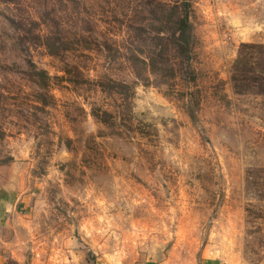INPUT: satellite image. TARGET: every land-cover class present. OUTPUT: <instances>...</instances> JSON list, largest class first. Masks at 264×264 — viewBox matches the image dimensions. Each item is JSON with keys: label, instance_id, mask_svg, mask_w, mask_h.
Masks as SVG:
<instances>
[{"label": "rangeland", "instance_id": "obj_1", "mask_svg": "<svg viewBox=\"0 0 264 264\" xmlns=\"http://www.w3.org/2000/svg\"><path fill=\"white\" fill-rule=\"evenodd\" d=\"M4 264H264V0H0Z\"/></svg>", "mask_w": 264, "mask_h": 264}, {"label": "crops", "instance_id": "obj_2", "mask_svg": "<svg viewBox=\"0 0 264 264\" xmlns=\"http://www.w3.org/2000/svg\"><path fill=\"white\" fill-rule=\"evenodd\" d=\"M0 264H4L3 263V261H2V259H1V255H0ZM81 264H91L90 262H88V261H86L85 263L84 262H82Z\"/></svg>", "mask_w": 264, "mask_h": 264}]
</instances>
